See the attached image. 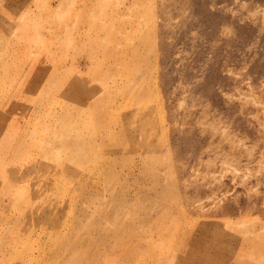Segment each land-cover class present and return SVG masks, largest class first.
<instances>
[{"label":"rangeland","instance_id":"rangeland-1","mask_svg":"<svg viewBox=\"0 0 264 264\" xmlns=\"http://www.w3.org/2000/svg\"><path fill=\"white\" fill-rule=\"evenodd\" d=\"M0 264H264V0H0Z\"/></svg>","mask_w":264,"mask_h":264},{"label":"bare ground","instance_id":"bare-ground-1","mask_svg":"<svg viewBox=\"0 0 264 264\" xmlns=\"http://www.w3.org/2000/svg\"><path fill=\"white\" fill-rule=\"evenodd\" d=\"M218 235H223L222 232H221L220 230H217V236H218ZM223 245H224V244H223ZM231 246H232V245H231ZM225 247H226V245H225ZM231 251H232V250H231L230 247H229L228 252L232 253ZM233 252H234V251H233ZM230 255H231V254H230ZM232 255H234V254H232Z\"/></svg>","mask_w":264,"mask_h":264}]
</instances>
